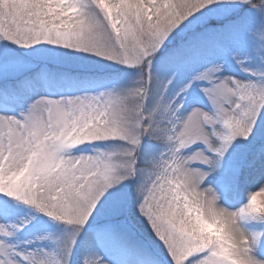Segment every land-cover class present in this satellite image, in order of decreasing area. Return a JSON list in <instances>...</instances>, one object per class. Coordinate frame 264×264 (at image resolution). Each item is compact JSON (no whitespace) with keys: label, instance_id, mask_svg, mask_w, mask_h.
I'll list each match as a JSON object with an SVG mask.
<instances>
[{"label":"snow or ice","instance_id":"6c2138e0","mask_svg":"<svg viewBox=\"0 0 264 264\" xmlns=\"http://www.w3.org/2000/svg\"><path fill=\"white\" fill-rule=\"evenodd\" d=\"M0 264H264V0H0Z\"/></svg>","mask_w":264,"mask_h":264}]
</instances>
